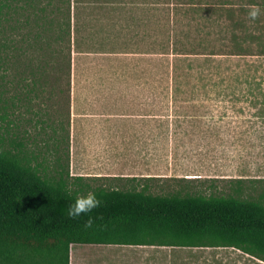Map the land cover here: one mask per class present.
<instances>
[{
  "label": "rangeland",
  "instance_id": "374dc122",
  "mask_svg": "<svg viewBox=\"0 0 264 264\" xmlns=\"http://www.w3.org/2000/svg\"><path fill=\"white\" fill-rule=\"evenodd\" d=\"M160 1L72 0L69 87L60 73H48L26 95L9 76L8 88H0L3 148L75 190L146 186L154 195L255 196L264 185V57L177 61L173 54L162 60L157 51L175 33L221 47L233 30L257 35L260 24L249 14L229 21L225 10L222 20L211 13L203 23L177 12L187 9L179 3H162L161 10ZM227 1L252 10L244 6L248 0ZM162 12L169 21L162 22ZM200 31L206 33L196 39ZM175 65L182 82L172 94ZM163 253L162 264H264L227 247Z\"/></svg>",
  "mask_w": 264,
  "mask_h": 264
},
{
  "label": "trees",
  "instance_id": "16d2710c",
  "mask_svg": "<svg viewBox=\"0 0 264 264\" xmlns=\"http://www.w3.org/2000/svg\"><path fill=\"white\" fill-rule=\"evenodd\" d=\"M46 1L0 0V88H8L10 76L12 88L27 95L34 92L39 79L56 72L69 87L72 0ZM160 2L161 10L162 3L186 6L177 12L198 15L203 23L211 13L222 20L223 10L229 21L240 23L251 11L234 9L235 3L227 0ZM252 5L260 10L255 18L250 17L260 24L257 35L238 36L233 30L229 43L220 47L189 42L194 36L184 31L183 35L175 33L174 42L172 37L162 40L157 54L162 60L173 54L177 61L204 55L264 57V0H248L244 6ZM161 19L169 21V14L162 12ZM205 33L196 32L195 38L203 39ZM173 68L172 94L174 89L180 91L177 87L182 82L176 65ZM202 73L198 81L205 80ZM243 180L234 182L242 184ZM71 188L62 178L40 176L28 159L3 148L0 138V264H69L71 244L227 247L264 261V185L255 196L154 195L146 186L140 190L95 188L90 191L99 205L77 218L68 217L66 209L78 194L89 190ZM89 217L92 224L86 227Z\"/></svg>",
  "mask_w": 264,
  "mask_h": 264
},
{
  "label": "crops",
  "instance_id": "0c3cea01",
  "mask_svg": "<svg viewBox=\"0 0 264 264\" xmlns=\"http://www.w3.org/2000/svg\"><path fill=\"white\" fill-rule=\"evenodd\" d=\"M165 248L184 247L71 244L69 246V264H162L163 259L166 258L163 253Z\"/></svg>",
  "mask_w": 264,
  "mask_h": 264
},
{
  "label": "clouds",
  "instance_id": "9594fccd",
  "mask_svg": "<svg viewBox=\"0 0 264 264\" xmlns=\"http://www.w3.org/2000/svg\"><path fill=\"white\" fill-rule=\"evenodd\" d=\"M252 10L249 12V16L255 18L259 14V8L255 5L251 6ZM99 200L97 199L95 193L89 191L85 194H78L75 200L70 203L66 209V215L70 218L80 217L82 214L90 213L94 208L99 205ZM92 224V219L89 217L85 226L90 227Z\"/></svg>",
  "mask_w": 264,
  "mask_h": 264
}]
</instances>
